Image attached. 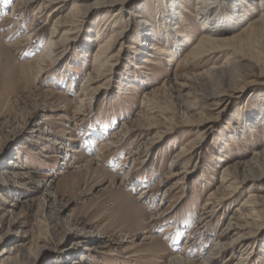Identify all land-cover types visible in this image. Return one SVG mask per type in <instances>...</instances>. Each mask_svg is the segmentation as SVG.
<instances>
[{
  "label": "rangeland",
  "instance_id": "1",
  "mask_svg": "<svg viewBox=\"0 0 264 264\" xmlns=\"http://www.w3.org/2000/svg\"><path fill=\"white\" fill-rule=\"evenodd\" d=\"M97 1L0 0V264H264V207L235 212L250 187L264 195V11ZM204 13L230 51L194 57Z\"/></svg>",
  "mask_w": 264,
  "mask_h": 264
},
{
  "label": "bare ground",
  "instance_id": "2",
  "mask_svg": "<svg viewBox=\"0 0 264 264\" xmlns=\"http://www.w3.org/2000/svg\"><path fill=\"white\" fill-rule=\"evenodd\" d=\"M45 1H48V0H45ZM107 0H98L97 2H95V5L96 4H99L100 2L101 3H105ZM211 1V0H210ZM124 1L122 0V3ZM206 2H209V0H197L196 2V9L194 11L198 12L201 9L203 10H210V7L209 5L206 4ZM164 5H165V9L169 10L170 12H172V14H175L176 13V4L171 1V0H164ZM209 4V3H208ZM255 6H257L258 10H261V11H264V0H257L256 3H254ZM251 8H249L250 10ZM75 11V10H74ZM73 11V13H74ZM76 12V11H75ZM164 11L163 10H160L159 9V16H158V27H159V32H158V36H167L169 35L167 33V31H165V24H166V21H165V18H164ZM206 12V11H205ZM80 13V12H79ZM178 13V11H177ZM74 15V14H73ZM213 14L212 13H204L202 14V18H203V23L204 25L206 23H209L212 28H208L207 29V37L203 38L199 43L198 45L194 48V50L192 51V54H194V57L196 56H207V55H211V54H214V53H218V52H225V51H230V49L226 46H221V44H219L218 42H221L218 40V38L216 39V37H213L214 35H216L217 33H219L220 31L217 30L215 28V24L213 23V21L211 20L214 16H212ZM68 16V15H67ZM181 17V16H180ZM180 19V18H179ZM217 20V18H216ZM181 21L183 22V19H181ZM58 25V22H56ZM216 23V22H215ZM165 25V26H164ZM190 31L189 29L187 28L185 30V33H182L181 34V37L185 40L186 43H189L191 41V35H190ZM154 35H157L155 32L152 33V36ZM170 36V35H169ZM162 38V37H161ZM167 38V37H166ZM163 39V38H162ZM104 42L105 44L102 45V47H99L95 53V63H97V66H95L92 70L93 71H97L99 70L98 69V66L104 64L107 62V60H105L107 58V53L109 52L110 48H111V45H112V42L114 40V35H111V36H107L104 38ZM169 40V39H168ZM224 40V39H223ZM180 41V40H179ZM51 43H55V42H51ZM178 40H170L169 41V46H168V49L167 50H162L160 49L159 50V53H163L165 54V56H167L168 60L172 59L175 55H176V51L178 49ZM182 44V43H181ZM233 51V49H232ZM236 50H234V52H231V55L229 56L230 58H227V61H226V69L231 70V71H234L235 68L239 65V59H236L237 58V55H240L238 52H235ZM158 53V52H157ZM247 55V54H246ZM103 56V60H100V58H102ZM0 57H1V51H0ZM241 57V55H240ZM239 58V57H238ZM243 58V56H242ZM16 59V58H15ZM18 65L21 66V68L23 69H29V64L25 65V63H17ZM41 64V63H40ZM93 67V66H92ZM214 72V71H213ZM226 71H222V73L224 74ZM212 73V72H211ZM55 93H59V92H55ZM221 95H225L224 93H216L214 94V96L216 97H220ZM219 102V101H218ZM246 115V113H245ZM242 118L239 120L241 121L240 123L244 124V126H246V128H249L250 125H248L246 123V120H244L243 116H241ZM244 128V127H243ZM250 129V128H249ZM248 129V131H249ZM246 131V130H245ZM52 143H56L55 141H53V139L50 140ZM191 142V141H190ZM188 142L187 145L190 143ZM183 148V147H182ZM191 148H194V147H191ZM75 153H80L81 151L80 150H75L73 151ZM136 153L133 152V156L135 155ZM106 155V154H105ZM46 157H52V156H46ZM260 157L259 159L261 161H264V151L261 152L259 154ZM230 171H226V173L223 174V176L221 177V183L224 182H229V185L227 186L228 190H229V193H228V198H226L224 200L225 203H227V201L233 197H235L238 193H239V187L238 186H235L237 184L236 182V177L232 176L230 177V175H228L227 173H229ZM173 176H175V174H173ZM233 178V179H232ZM124 182V179L122 178L121 181L119 183H123ZM250 189L252 190L251 192H248L246 198H245V201L242 203V206L243 208L245 207V210L247 211L246 212H243L242 209H240L239 207L235 210V212H238V218L240 220L243 221V219H249L250 218V214H256L259 212V210L261 208L264 207V195H260V193H258V189L257 187H250ZM142 194L145 193V191H142L141 192ZM210 195L212 197H215V193L214 192H211ZM235 195V196H234ZM153 200V199H152ZM223 203V202H222ZM209 205V204H208ZM207 205V206H208ZM211 206V205H210ZM236 214V215H237ZM237 217V216H236ZM235 218V216H231L230 217V221L233 220ZM155 219V218H154ZM237 219V218H236ZM150 221V220H149ZM153 220H151V223H152ZM155 222V221H154ZM150 225V224H149ZM245 228V225H240V228H238V230ZM207 230V229H206ZM238 230H234V229H231L230 231L231 232H236V235H238L237 233H239ZM235 234V233H234ZM237 239V238H236ZM156 240V239H154ZM216 246H219V249L217 250H221L223 251L224 255H230V254H235L236 253V249H234V244H229V243H224L222 241H219V240H216L215 244ZM171 253V252H170ZM209 259L213 258L215 256V254L212 252L209 254Z\"/></svg>",
  "mask_w": 264,
  "mask_h": 264
}]
</instances>
